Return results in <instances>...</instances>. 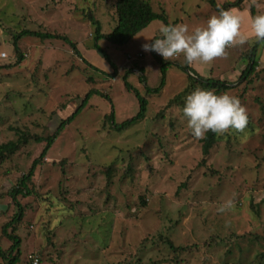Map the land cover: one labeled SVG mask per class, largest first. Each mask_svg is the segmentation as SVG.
Here are the masks:
<instances>
[{"label": "rangeland", "instance_id": "rangeland-1", "mask_svg": "<svg viewBox=\"0 0 264 264\" xmlns=\"http://www.w3.org/2000/svg\"><path fill=\"white\" fill-rule=\"evenodd\" d=\"M149 1L170 22L190 27L203 26L218 12L208 0ZM116 2L0 0V51L9 56V65L0 68V144L17 138L18 128L48 136L91 88L111 98L95 93L88 99L35 169L33 193L19 195L24 216L14 232L21 238L17 264H33L30 255L39 258L38 264H264V41L253 38L228 48V55L214 59L213 72L204 76L229 85L221 92L240 98L248 123L241 132L220 134L203 162L202 141L191 135L181 108L189 93L204 87L189 85L182 57L169 59L179 64L169 67L166 84L151 96L143 120L117 130L106 119L112 110L118 123L138 112L135 91L125 87L123 75L134 61L152 57L141 45L145 37L159 35L163 23L154 19L124 45L100 39L118 66L115 77L107 76L104 72L113 69L93 47L95 27L87 13L109 33L118 22ZM251 7L255 14L264 12V0H243L236 7L245 16L244 31L250 28ZM26 28L68 36L98 69L58 37H22L25 59L15 63L13 38ZM255 45L259 65L241 78ZM148 69L150 81L156 82V67L148 64ZM137 72L134 67L129 81L143 92ZM187 87L178 103L167 107ZM44 146L31 140L0 161L4 250L12 240L4 235L3 225L17 212L8 192ZM130 163L132 171L123 174ZM109 166L119 171L112 172L110 182ZM228 199L233 200L232 209L218 213L217 206ZM5 263L0 257V264Z\"/></svg>", "mask_w": 264, "mask_h": 264}, {"label": "trees", "instance_id": "trees-1", "mask_svg": "<svg viewBox=\"0 0 264 264\" xmlns=\"http://www.w3.org/2000/svg\"><path fill=\"white\" fill-rule=\"evenodd\" d=\"M209 4L218 11L217 4H220L221 7L228 9V8H236L239 7L243 0H233V1H226L224 3H219L217 0H208ZM252 15H255V10L251 7ZM88 18L91 23L94 25V44L93 47L105 57V59L109 62L110 66L112 67V73H106L107 76L115 77L118 74V66L115 62L111 59L109 54L105 51L104 48L101 47L99 44L100 39L106 38L113 44L117 45H124L128 43L131 39H133L143 28H145L151 21L154 19H160L163 23H168L169 18L166 15V12H157L152 7L149 0H117L116 2V14L118 16V22L115 27L112 29L111 32L104 34L102 32V23L101 21L93 16V14L87 13ZM24 36H38L42 39L46 38H53L58 37L66 40L71 48L72 52L78 55L84 63L93 66L84 56H82L81 51L79 50L76 42L72 41L68 36L55 34L51 32H43L40 30H31V29H23L18 34L14 35L13 38V49L17 56V61L15 63H21L25 57L22 53L21 47L19 45V40ZM156 35L155 37H157ZM154 37V38H155ZM261 42V41H259ZM255 45L254 48L251 49L250 52V60L247 67L243 70L241 74V78L248 77L251 75L256 67L259 65V61L257 56H255ZM152 57L145 61L136 60L131 64V67L126 69L123 75L124 85L129 90H134L136 94V98L139 104L138 112L131 118L127 119L124 122L118 123L115 119V112L112 110L108 115H106V119L111 123L112 127L117 130H122L128 128L137 122L143 120L146 117L147 107L150 103L151 96L158 94L162 88L166 84L167 79V72L169 67L172 64H179L177 60H163L160 55L156 52L150 51ZM9 56L5 60L4 63H0V68L6 67L9 63L8 61ZM148 64H152V66L156 67L157 69V80L156 82L150 81V70L148 69ZM95 69L98 67L93 66ZM134 67L138 68V78L140 83L143 85V92L135 89V86L131 84L129 81V76L131 75ZM184 71H188L187 74L188 79L190 80L189 85L200 84L204 88H215L216 92H221L223 90L229 89V85L226 83L223 84L211 77H204L201 74L197 73L196 70L189 68L186 64L182 66ZM195 73V75H193ZM91 80V79H89ZM188 91V87L185 88L183 92H180L174 98H172L168 104V106H172L175 103H178L180 97ZM101 94L104 95L107 99L111 100L110 96L107 93H104L101 90L91 88L84 96L82 102L76 107V109L61 123L57 126L56 130L49 134L48 136H43L40 134H34L27 130H23L18 128L17 133L18 137L15 139L8 140L0 144V161H5L7 158L14 155L23 145L27 144L29 141L34 140L36 142H44L45 146L40 154L39 157L34 159L29 171L23 174L19 179L17 184L9 190V196L14 202L17 207V212L14 216L3 225L2 231L4 235L9 237L12 240V244L8 250H4L0 244V257L6 262L5 264H17L20 261L21 257V238L20 236L14 234L15 230L17 229V225L20 221H22L24 216V206L19 201V195L28 196L33 193V189L30 187V183L32 182V178L35 174V169L39 164L44 161V158L47 156L49 149L51 148L52 144L54 143L55 139L58 137L60 131L65 127V125L71 121L84 109L85 105L87 104L88 99L93 94ZM184 104V103H183ZM219 135L209 131L202 141V152L204 154L203 162L206 160V156L210 153V150L214 146V144L218 141ZM133 169V166L130 164L127 165L126 171L123 174H129ZM112 172H119L117 170H113L112 166L106 168V173L108 176V182H110ZM186 183L182 184L185 186ZM180 190V188H179ZM143 203L145 201L143 200ZM12 228V231L9 232L8 229ZM166 242L170 245V247L175 248L174 243L171 240H166ZM262 258H264V253L261 254ZM178 257V256H176ZM39 259V258H38Z\"/></svg>", "mask_w": 264, "mask_h": 264}, {"label": "clouds", "instance_id": "clouds-1", "mask_svg": "<svg viewBox=\"0 0 264 264\" xmlns=\"http://www.w3.org/2000/svg\"><path fill=\"white\" fill-rule=\"evenodd\" d=\"M252 3L255 4V0ZM217 9L203 26L161 23L159 35L145 37L142 49L156 52L165 61L182 57L184 64L195 68L197 64H209L216 58L226 57L230 47L244 45L253 38L264 41V12L248 17L250 28L244 31L243 13L235 8L225 9L220 4ZM181 116L196 139H204L209 131L217 135L230 129L241 132L248 123L246 108L238 96L218 93L211 88H197L189 93L184 99ZM232 207L233 200L228 199L221 202L216 211L225 213Z\"/></svg>", "mask_w": 264, "mask_h": 264}, {"label": "crops", "instance_id": "crops-1", "mask_svg": "<svg viewBox=\"0 0 264 264\" xmlns=\"http://www.w3.org/2000/svg\"><path fill=\"white\" fill-rule=\"evenodd\" d=\"M236 9V8H235ZM236 10H238V9H236ZM239 11V10H238ZM240 12V11H239ZM242 13V12H241ZM243 56V55H242ZM244 57V56H243ZM214 61V60H213ZM213 61L211 62L212 63V65H211V63H209V64H197L196 66H195V68H193L194 70H196V72L197 73H199V74H202V76H209L212 72H213ZM241 61H243V60H241ZM237 66H239V64H237ZM237 66H235V68H234V70L236 71L237 69H236V67Z\"/></svg>", "mask_w": 264, "mask_h": 264}, {"label": "built area", "instance_id": "built-area-1", "mask_svg": "<svg viewBox=\"0 0 264 264\" xmlns=\"http://www.w3.org/2000/svg\"><path fill=\"white\" fill-rule=\"evenodd\" d=\"M6 59H7L6 51H0V63H4ZM29 259L32 261L33 264L39 263V259L35 255H30Z\"/></svg>", "mask_w": 264, "mask_h": 264}]
</instances>
